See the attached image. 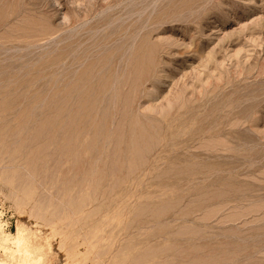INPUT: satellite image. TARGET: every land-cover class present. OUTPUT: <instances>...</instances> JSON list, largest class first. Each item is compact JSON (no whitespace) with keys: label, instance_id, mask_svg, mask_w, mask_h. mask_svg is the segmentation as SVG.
<instances>
[{"label":"rangeland","instance_id":"rangeland-1","mask_svg":"<svg viewBox=\"0 0 264 264\" xmlns=\"http://www.w3.org/2000/svg\"><path fill=\"white\" fill-rule=\"evenodd\" d=\"M0 212L45 264H264V0H0Z\"/></svg>","mask_w":264,"mask_h":264},{"label":"bare ground","instance_id":"bare-ground-1","mask_svg":"<svg viewBox=\"0 0 264 264\" xmlns=\"http://www.w3.org/2000/svg\"><path fill=\"white\" fill-rule=\"evenodd\" d=\"M25 6H27L26 3H25ZM9 12H10V9H9ZM130 91H131V89H130ZM66 214H68V213H66ZM65 217L63 216V218H65ZM69 217H70V215H69ZM69 217L67 216V218H69ZM53 224H54V221H53ZM18 225H17L18 228L16 229L17 230L16 234L13 233L14 234L13 235V234H10L8 232L5 233L4 232L5 229L3 230V226H2V223L0 220V250L3 251L2 254L0 255V264H45V254H46L45 253V246L47 245L48 247H50V245H51L50 241L47 239L45 244L33 242L32 238L30 236V233L27 231L26 227H24V226L22 227V226H20V224H18ZM92 236H90V237H92ZM86 241H87V239H86ZM88 241H89V239H88ZM91 244H92V242L90 243V245ZM85 245H87V244H84V246ZM88 246H89V244H88ZM92 246H93V244H92ZM89 249L90 248H88V250H87L88 252H90ZM65 250H66L65 252H66L68 264H86V262L84 260L85 258L83 259V258L78 257L79 251H77V248L76 249H74V248L67 249L66 248ZM92 259L93 258H91V260Z\"/></svg>","mask_w":264,"mask_h":264}]
</instances>
